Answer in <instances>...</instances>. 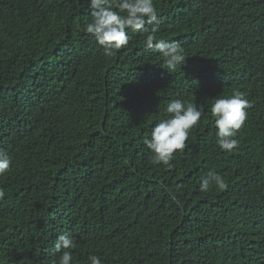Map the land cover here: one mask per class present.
Here are the masks:
<instances>
[{
    "label": "trees",
    "instance_id": "16d2710c",
    "mask_svg": "<svg viewBox=\"0 0 264 264\" xmlns=\"http://www.w3.org/2000/svg\"><path fill=\"white\" fill-rule=\"evenodd\" d=\"M153 3L184 49L171 73L147 33L105 56L88 0H0V264H59L65 233L71 264H264V0ZM234 90L251 107L226 152L210 108ZM172 100L203 115L155 165L143 141ZM210 171L226 189L200 190Z\"/></svg>",
    "mask_w": 264,
    "mask_h": 264
},
{
    "label": "clouds",
    "instance_id": "9594fccd",
    "mask_svg": "<svg viewBox=\"0 0 264 264\" xmlns=\"http://www.w3.org/2000/svg\"><path fill=\"white\" fill-rule=\"evenodd\" d=\"M91 9V22L86 26V32L94 36L97 44L103 49L107 57H112L126 47L133 33H147L145 44L163 57V68L168 73L174 72L177 66L185 62L183 47L176 41L157 39L155 33L159 29L160 18L153 0H88ZM115 9V10H114ZM151 25V30L146 28ZM251 103L244 93L234 90L227 98H218L211 105L210 112L215 117L217 144L226 152H232L238 146L235 138L247 119V109ZM203 108L193 103L181 100H172L166 107L168 118L161 119L151 130L150 137L143 141L152 153L151 161L155 165H169L177 152L187 147L190 130L198 125ZM9 156L0 151V176H4L10 168ZM215 186L220 190L227 188L224 178L215 172H209L200 181V190L206 192ZM4 197L0 189V200ZM175 199V197H172ZM75 247L74 237L60 234L55 243L54 250L61 252L59 264H71L73 259L70 251ZM90 264H102L95 256H89Z\"/></svg>",
    "mask_w": 264,
    "mask_h": 264
}]
</instances>
